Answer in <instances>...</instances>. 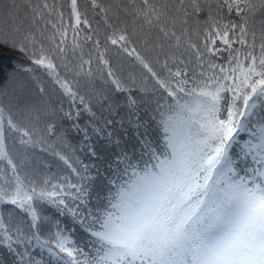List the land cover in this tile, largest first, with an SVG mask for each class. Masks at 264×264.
Here are the masks:
<instances>
[{
	"label": "snow or ice",
	"instance_id": "6c2138e0",
	"mask_svg": "<svg viewBox=\"0 0 264 264\" xmlns=\"http://www.w3.org/2000/svg\"><path fill=\"white\" fill-rule=\"evenodd\" d=\"M0 264H264V0H0Z\"/></svg>",
	"mask_w": 264,
	"mask_h": 264
},
{
	"label": "trees",
	"instance_id": "16d2710c",
	"mask_svg": "<svg viewBox=\"0 0 264 264\" xmlns=\"http://www.w3.org/2000/svg\"><path fill=\"white\" fill-rule=\"evenodd\" d=\"M3 57H4V56H0V59L2 60Z\"/></svg>",
	"mask_w": 264,
	"mask_h": 264
}]
</instances>
